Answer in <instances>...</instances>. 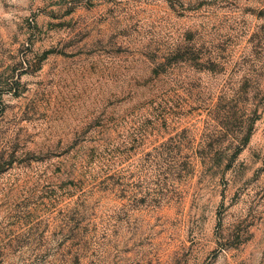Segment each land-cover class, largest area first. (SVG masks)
<instances>
[{"label": "rangeland", "instance_id": "374dc122", "mask_svg": "<svg viewBox=\"0 0 264 264\" xmlns=\"http://www.w3.org/2000/svg\"><path fill=\"white\" fill-rule=\"evenodd\" d=\"M0 264H264V0H0Z\"/></svg>", "mask_w": 264, "mask_h": 264}]
</instances>
